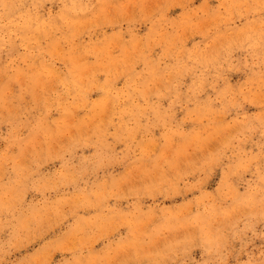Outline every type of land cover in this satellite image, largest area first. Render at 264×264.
<instances>
[{
  "label": "rangeland",
  "instance_id": "rangeland-1",
  "mask_svg": "<svg viewBox=\"0 0 264 264\" xmlns=\"http://www.w3.org/2000/svg\"><path fill=\"white\" fill-rule=\"evenodd\" d=\"M0 264H264V0H0Z\"/></svg>",
  "mask_w": 264,
  "mask_h": 264
}]
</instances>
